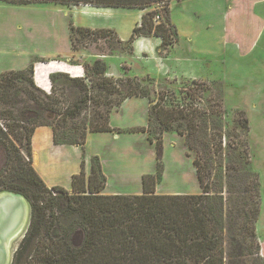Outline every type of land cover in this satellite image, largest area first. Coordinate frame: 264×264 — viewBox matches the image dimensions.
Returning a JSON list of instances; mask_svg holds the SVG:
<instances>
[{
    "label": "trees",
    "instance_id": "16d2710c",
    "mask_svg": "<svg viewBox=\"0 0 264 264\" xmlns=\"http://www.w3.org/2000/svg\"><path fill=\"white\" fill-rule=\"evenodd\" d=\"M181 0H0V2L26 6L54 4L60 6L90 5L104 8L149 10L159 8L164 18L155 24L157 9L142 16L141 22L125 42L132 51L137 38L154 35L161 39V49L166 50L179 41L177 28L171 22L168 5ZM72 51L87 37L102 38L115 34L110 29L76 27L69 22ZM120 41V40H119ZM45 63L47 61L39 60ZM34 63L22 70L0 73V145L6 159L0 169V193L9 192L24 197L30 206L29 224L11 264H224V207L226 198L223 185L213 188V161L223 151V135L213 134L211 139L195 140L198 126L196 116L202 112L198 106H181L178 102L169 104L167 95L151 100L133 92L129 87L123 99L107 105L105 110H95L96 121L79 134L60 136L57 127L47 121L54 114L63 119L60 127L65 129L67 121L77 119L90 99L85 77L72 79L77 83V95L73 102L60 104L38 88L34 82ZM85 76H94L92 89L101 94H120L118 80L108 77L106 66L96 60L92 66H85ZM64 73H52L49 81L54 87ZM89 81V79L87 80ZM195 83V81H193ZM197 84V83H195ZM203 91L213 92L211 86L200 84ZM132 90V92H131ZM217 98L216 109L211 114L217 117L223 111V99ZM131 97L145 98L151 105L148 123L143 128L113 129L110 127V113L120 108L122 102ZM235 126L243 135L249 131L248 119L241 110L234 112ZM158 125V134L152 135V119ZM188 124H179V119ZM48 126L53 131L55 145L78 146L82 151L81 170L72 176L71 191L59 186L48 188L32 167V135L37 127ZM186 129V130H183ZM170 131L185 136L188 149L186 156L194 153L192 165L201 192L199 194L160 195L156 186L160 183L163 165V143L161 134ZM146 133L150 144L154 143L156 169L153 174L142 177L143 191L140 195L102 194L106 177L97 156L90 159V174L85 167V142L88 133ZM232 143V146L230 145ZM237 152L240 164L226 165V177L232 172H243L244 191L250 196V215L246 212L242 220L249 221L254 237L253 224L259 213L260 184L252 176L249 148L245 141L228 142ZM228 185V184H227ZM230 191L228 190V193ZM56 195H63L58 197ZM264 255V244L257 247Z\"/></svg>",
    "mask_w": 264,
    "mask_h": 264
},
{
    "label": "rangeland",
    "instance_id": "374dc122",
    "mask_svg": "<svg viewBox=\"0 0 264 264\" xmlns=\"http://www.w3.org/2000/svg\"><path fill=\"white\" fill-rule=\"evenodd\" d=\"M175 3L176 1H172L168 5L169 16L172 7L175 6ZM184 4V7L182 4L176 5L175 9L173 10L174 16L177 12L189 13L188 15L190 17V23L188 24L190 26H188L186 32L195 34L194 36H196V34L206 35V30L203 26L206 25L207 21H205L204 16L199 12L201 7H203L202 1H185ZM46 5L51 4H37L35 6L30 5L31 7L29 6L28 8L23 9L26 11L19 9V6L5 4L0 5V51H3V53L0 52V61L3 65H8L11 63L12 57L8 56L10 55L8 53L11 52L9 51L11 50L10 44H16L11 43V40H34L35 52L38 53H42L48 48H60L62 46H66L67 31L63 24V16L59 11L46 9V7H48ZM32 7L40 8V10L33 9ZM64 7L74 8L75 6ZM155 9H157V7L147 12H151ZM177 9H179V11H177ZM220 9L221 8L219 7L218 11ZM193 12H195V14ZM176 16L182 17L180 13H178ZM69 17V21L73 23L71 16ZM156 17L157 19H155ZM163 18L164 12L158 8L157 15L154 16V20H156L155 24L162 22ZM48 21L49 24H47ZM18 22L19 24H24L21 29L15 27ZM28 22L29 25H27ZM214 24L216 25V31L213 32L210 29L209 33L207 32L208 35L213 36L211 45L207 44L200 36H196L195 38L192 37L191 40H187L185 39L186 37L182 35L180 37L181 40L179 39L180 41H178L172 47L163 50L161 49V39L158 38L160 45L155 50V54L153 52L152 56H147L144 53L135 54L133 45L132 51H130L131 47L125 44L126 41H121L116 33L107 34L106 36L97 39L95 37H87L82 43L77 45L76 50L72 52V56L67 62L72 67H80L83 72L82 76L87 80L89 79V81H85V83L88 85L87 89L89 91V95L91 96L87 102V106L79 118L70 119L67 121V126L65 129L60 128L64 122L63 119H61L59 116H56L55 114L50 118L47 117V121L51 122L57 127L60 136H72L79 134V132L84 127L88 128L91 122L96 121L94 114L95 110H105L107 105L116 103L118 100L123 99L122 97L126 94L130 86L133 87V92L148 97L152 104L158 99L159 95L165 94L167 95V102L169 104L178 102L181 106H185L186 108H191L192 105L194 108L195 106H198L200 109L197 110H199V112L201 111L202 113L197 115L195 119V123L199 130L195 135V140L200 141L203 138L211 139L214 137L213 134L217 132H220L223 135V151L219 156L215 157V160L213 161V175L211 181L213 182V188H219L221 184L223 185V195L226 198L224 207V264H264V255L262 251L260 252L257 250L259 245L264 244L263 109L260 108V106H258L256 109L252 108L247 114L248 117L243 111L246 118L248 119L249 124V131L243 135L241 129L236 127L234 123V112L239 109L229 108L234 106V101L237 99L236 94H234L232 91L226 89L224 92L226 97L225 106L227 108L223 103V111L221 115L217 117L215 114H211L212 109L217 108L215 107L217 101L215 95H220L223 99L220 81H227L228 83H231V79L233 80L232 77L234 75L229 74L227 77H225V74L222 72V68H220V66L218 67L217 65H214L213 72L211 73L212 77L215 79L213 81H204L202 79H191L186 77H171L169 79L165 77L164 80H158L154 77L155 74H158L157 72L163 73L164 76L167 74L169 76L170 73L168 68H171L169 64L175 62L174 61L170 63L168 61V58H170L172 54H174L173 57L175 59L189 58L188 56H184V54L190 56H203V53L207 51H214L217 55H221L222 50L221 47H219L218 41L220 36H217V29L218 31L220 30L221 21L218 19V16L215 17ZM17 26L20 25L17 24ZM47 27H50V31H58V35H52L51 37L47 36ZM148 37L156 38L154 35H149ZM175 51L178 53H174ZM198 58H200L199 60L203 59L201 57ZM39 60H44L47 62H38ZM56 60H61V58L50 60L35 56L33 60L30 61V63L33 62L35 66L33 76L34 82L38 88L47 94H52L53 100L55 102H60V104H69L70 102H73L77 95V88L79 85L72 80L77 77H72L69 74L68 77H60L52 88L49 78H41L39 77V73H35V68L37 66L41 67V65L48 64L51 63V61ZM96 60H101L105 64V74L108 77L118 80L120 94L113 96L101 94V96H99L97 91L92 89L91 84L94 80V76L86 77L84 67L92 66ZM35 78L38 84L36 83ZM193 81H195L197 84H195ZM199 83L211 86L213 92L211 93L208 91H203ZM42 84H44V89L40 87L43 86ZM236 93L238 92L236 91ZM242 93L244 92H239L238 94H240L239 97L243 100L246 96H244ZM149 115L151 114L149 113ZM188 122V120L183 118L177 120V123L184 125L188 124ZM151 130L152 135L158 134V125L155 122V118L152 119ZM183 130L186 129L183 128ZM164 136L165 133L161 134L163 143L162 161L163 165L165 164L167 166V176L165 182L163 183L162 175L161 181L158 184L160 185L159 194H176L180 193V191L165 190L162 188L167 185H172L175 182L174 172L176 170L179 171L181 166L182 168L188 167L189 170L192 171L191 168H193V165L191 161L194 157V153L191 152L189 157L186 156V153L188 152V149L185 145L186 137L180 136L174 131L167 132L164 149ZM239 139L245 141L249 148L250 163L248 165V169L250 172H252V176L254 175L258 177L260 184L259 213L255 223L253 224L254 237L250 231L249 221L241 219V216H243L244 212L247 213L249 218L251 211V208L248 206L251 203L250 196L243 192L244 185L242 184V181L244 174L240 170V172H232L230 178L226 177V165L228 163L232 167L237 165L238 169L240 164L243 166V163H241L237 157V152L233 151L230 146L228 148V142L233 141V143H236ZM148 144L151 145H148V150L150 148L152 151L154 150L153 152L155 157L154 143ZM169 145L171 147H178L179 152L182 151L184 154H182V160L179 157V153H174L173 149H171ZM230 145L232 146V143ZM152 151H148V154H150ZM5 159V150L0 145V169L4 165ZM32 167L34 168L33 157ZM190 185H192V188L189 191L190 194H198L201 192L196 179H194V182L190 183ZM228 190L230 191L229 193ZM67 191L70 195H72L71 189ZM56 196L63 197V195ZM26 202L29 206L27 200Z\"/></svg>",
    "mask_w": 264,
    "mask_h": 264
},
{
    "label": "crops",
    "instance_id": "0c3cea01",
    "mask_svg": "<svg viewBox=\"0 0 264 264\" xmlns=\"http://www.w3.org/2000/svg\"><path fill=\"white\" fill-rule=\"evenodd\" d=\"M185 1L192 0L176 1L174 8L172 7L170 11V20L177 28L179 39L181 40L182 35L187 40L200 36L207 44L211 45L213 36L208 35L207 32L209 33L210 29L213 32L216 31L214 23L215 17L218 16L221 27L219 31L217 29V36H220L218 41L222 54L217 55L214 51H207L203 53V56H190L183 53L184 56L189 57L185 59H175L174 54H172L168 61L170 63L175 62L169 64L171 67L168 68L169 76L157 72L158 74H155L154 77L158 80H164L165 77L167 79L186 77L213 81L215 79L211 73L214 65H217L222 68L225 77L229 74L234 75L231 83L220 81L224 106L226 104L224 92L228 89L237 97L234 106L229 108L242 110L246 115L252 108L256 109L258 106L264 111V0H201L203 7L199 12L207 21L206 25L203 26L206 35L196 34V36L186 32V29L190 26L188 24L190 23L189 13L177 12L175 16L173 14L176 5L182 4L184 7ZM29 6H19V9L23 10ZM46 6V9H53L62 14L63 24L67 31L66 46L48 48L44 52L38 53L35 52L34 40H11V43H16L15 45L10 44L11 50L9 51L11 52L8 53L10 54L8 56L12 57L11 63L3 65L0 61V73L9 70H22L28 66L35 56H38L50 60L61 58V60L51 61V63L41 65V67L37 66L35 73H39L41 78H48L49 74L52 73H66L72 77H81L83 74L81 68L72 67L67 63L73 52L70 43L69 16H71V20L76 27L110 29L116 33L121 41H127L132 35L133 29L140 24L142 16L151 10L104 8L90 5H78L74 8H65L54 4ZM219 7L221 9L218 11ZM33 9L40 10V8ZM178 13L182 17L176 16ZM193 13L195 14V12ZM17 24L20 26H17ZM17 24L15 27L18 29L24 26L23 23L19 24L18 22ZM47 24H49V21ZM27 25H29V22ZM46 33L49 37L58 35V31H50V27H47ZM159 45L158 37H140L133 43V49L135 54L144 53L147 56H152ZM0 52L3 53V51ZM174 53L178 52L175 51ZM198 57L203 58L201 59L202 62ZM35 81L37 83L36 78ZM42 85L39 86L44 89V84ZM236 91L238 93L244 92L242 94L246 96L245 99L242 100L239 97L240 94ZM150 108L151 105L145 98H127L122 102L119 109L110 113V127L113 129L146 127ZM166 136L167 133L164 136V149ZM148 143L146 133H88L85 142V173L87 176L90 174V159L97 156L100 160L102 172L106 177V186L102 191L103 195H140L143 191L142 177L146 174H153L156 167L154 150L152 151L151 148L148 150ZM31 147L34 169L45 185L49 188L59 186L70 190L72 176L78 174L81 170L82 151L80 147L55 145L53 143V131L48 126H40L35 129L31 139ZM169 147L173 149L174 153L178 152L182 160V151L180 153L179 148L176 146L171 147L169 145ZM148 151L152 152L148 154ZM191 169L192 171L188 167L182 168L181 166L179 171L174 172L175 182L172 185L164 186L162 189L180 191L176 194H190L189 191L192 188L190 183H193L194 179L197 180L194 167ZM166 176L167 166L164 164L163 183ZM159 186H156L157 194H159ZM4 208L3 206L0 209V213L4 211ZM6 223L7 218L6 220H3V218L0 220V231L3 230V225Z\"/></svg>",
    "mask_w": 264,
    "mask_h": 264
},
{
    "label": "bare ground",
    "instance_id": "6f19581e",
    "mask_svg": "<svg viewBox=\"0 0 264 264\" xmlns=\"http://www.w3.org/2000/svg\"><path fill=\"white\" fill-rule=\"evenodd\" d=\"M4 208V211L0 213V220H3L7 218V223L3 225V230L0 231V249L2 250L5 248V244H7V251L10 254H14L16 248L18 247V244L20 243L21 239L23 238V235L25 234L27 225H28V216H29V206L26 201H24L21 198H18L12 194H1L0 195V209L2 207ZM25 211L26 216L23 222L21 223L20 227V233H18L13 239H11L8 243L7 241L10 239L12 234L15 233L16 229L14 231H9V226L18 218V215L20 213V210L22 209ZM6 216V217H5ZM2 224V223H1ZM1 252V250H0ZM1 253H0V259H1ZM11 264V263H10Z\"/></svg>",
    "mask_w": 264,
    "mask_h": 264
},
{
    "label": "water",
    "instance_id": "95a60500",
    "mask_svg": "<svg viewBox=\"0 0 264 264\" xmlns=\"http://www.w3.org/2000/svg\"><path fill=\"white\" fill-rule=\"evenodd\" d=\"M1 194H12V195H14V196H16V197H18V198H21V199H23L24 201H26L21 195H18V194H14V193H9V192H1L0 193V195ZM30 209V208H29ZM25 216H26V213H25V211L23 210V207H22V209L20 210V213H19V215H18V218L9 226V231L7 232V233H9V232H11V231H14L15 229H16V231H15V233L14 234H12V236L10 237V239L7 241V243L11 240V239H13L18 233H20V227H21V223L23 222V220L25 219ZM30 217V214H29V216H28V218ZM28 224H29V219H28ZM27 229V228H26ZM26 232V231H25ZM24 236V235H23ZM7 244H5V248L2 250V248L0 249L1 250V259H0V264H10L11 263V261H12V256H13V254H10V257H9V252L7 251ZM17 249V248H16ZM16 251V250H15Z\"/></svg>",
    "mask_w": 264,
    "mask_h": 264
},
{
    "label": "built area",
    "instance_id": "2783aa9c",
    "mask_svg": "<svg viewBox=\"0 0 264 264\" xmlns=\"http://www.w3.org/2000/svg\"><path fill=\"white\" fill-rule=\"evenodd\" d=\"M155 19H157V17L155 18ZM156 21V20H155ZM82 77V76H81Z\"/></svg>",
    "mask_w": 264,
    "mask_h": 264
}]
</instances>
